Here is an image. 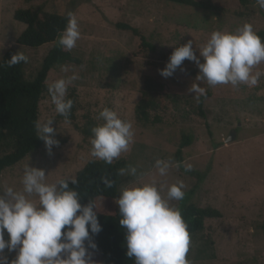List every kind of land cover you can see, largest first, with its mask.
Wrapping results in <instances>:
<instances>
[{"label":"rangeland","instance_id":"rangeland-1","mask_svg":"<svg viewBox=\"0 0 264 264\" xmlns=\"http://www.w3.org/2000/svg\"><path fill=\"white\" fill-rule=\"evenodd\" d=\"M218 13L198 10L157 0H0V58L10 49L28 57L24 68L26 80H32L53 44L29 49L17 44L24 26L13 20L16 10L41 9L43 13L65 15L72 11L80 30L76 46L64 51L78 64H67L49 72L47 84L72 75L69 86L77 96L76 119L58 118L49 91L39 104V121L53 120L58 146L48 153L45 144L0 176V192L6 187L20 191L26 166L43 169L46 182L75 178L89 161H101L90 155L91 138L84 137V116L102 124L100 112L109 108L121 119L133 124L134 140L129 150L113 162L124 160L120 175L121 189L131 185L155 183L167 196L172 184L184 185V198L170 201L179 208L182 201L196 208H210L222 217L204 222V230L190 236L187 258L190 264H264V75L256 86L217 85L196 80L197 65L185 60L171 77L165 69L175 47L193 41L197 57L199 47L213 31L235 33L243 24L257 33L264 29V9L255 2L241 6L236 0H210ZM125 25L137 32L123 31ZM154 48L139 53L140 40ZM201 62H203L201 60ZM66 67L67 71H63ZM183 69V70H181ZM264 73V62L253 73ZM199 84L209 95L200 106L195 97H181L164 102V109L152 112L159 124H141L135 118V106L146 89L164 85L188 90ZM66 95V96H67ZM79 128V129H78ZM233 135V139L228 138ZM182 136H191V144L182 149L181 163L176 151ZM157 160H170L167 175L160 176ZM187 165L191 170L186 171ZM129 166L137 175L128 173ZM115 208H119L114 201ZM8 260L16 252L7 249ZM95 264L101 257L93 254Z\"/></svg>","mask_w":264,"mask_h":264},{"label":"clouds","instance_id":"clouds-1","mask_svg":"<svg viewBox=\"0 0 264 264\" xmlns=\"http://www.w3.org/2000/svg\"><path fill=\"white\" fill-rule=\"evenodd\" d=\"M264 9V0H256ZM78 21L68 13V23L58 37V44L67 50L76 46L80 39ZM199 57L193 50V41L175 47L169 62L160 75L168 78L185 60L194 62L199 74L198 81H206L209 87L217 85L256 86L264 73L253 69L264 62V41L245 23L235 33L213 31L206 43L199 49ZM201 60L203 62H201ZM28 57L17 52L8 60L9 66L27 62ZM67 71L66 67H62ZM183 70V69H181ZM72 75L60 78L48 86L55 111L69 122L73 101L67 99L68 86L76 80ZM199 100L206 95V89L192 84L188 89ZM103 123L92 129L90 155L111 164L114 159L127 152L134 140L133 124L121 119L112 109L100 112ZM53 120L37 121V137L44 141L49 154L58 146L54 139ZM172 166L170 160H157L155 167L160 176L167 175ZM186 171L191 170L187 165ZM128 173L137 175V168L129 166ZM124 169L120 170L123 175ZM43 169L24 168L20 191L6 187L0 192V264H95L93 252L97 245L91 234H98L102 228L97 218L96 204L90 200L87 205L80 203L75 178H61L53 183L46 182ZM105 186L111 188L113 181L102 177ZM184 185L172 184L167 196L155 183L131 185L121 189L115 203L119 206V224L125 231L126 255L134 264H190L187 258L190 246L188 226L180 210L170 201L184 198ZM5 230L8 238L5 239ZM87 242V245H86ZM16 252L9 261L4 251Z\"/></svg>","mask_w":264,"mask_h":264},{"label":"trees","instance_id":"trees-1","mask_svg":"<svg viewBox=\"0 0 264 264\" xmlns=\"http://www.w3.org/2000/svg\"><path fill=\"white\" fill-rule=\"evenodd\" d=\"M178 6L190 7L198 10H206L215 15L218 13L214 3L210 0H157ZM241 6L255 4L256 0H236ZM72 13L69 10L68 13ZM68 13L58 15L54 13H43L41 9L16 10L13 20L24 26L23 31L17 38L19 46L38 49L41 46L53 44L52 49L46 54L40 69L32 80H26L24 68L26 63L20 62L9 66L8 60L17 51L10 49L0 58V176L6 169L12 168L24 160L34 151L39 150L44 141L37 137L35 123L39 121V104L44 92L48 90L47 77L50 71L56 67L67 64H78V61L58 44V37L64 31L68 23ZM123 31H130L135 36L137 32L125 25H117ZM264 41V29L257 32ZM139 53L145 50L154 51V48L141 38ZM172 97H194L184 88L164 85L160 89H146L142 92L140 100L135 106V118L141 124H159V119L151 120L152 112L164 109V102ZM73 101V107L68 117L69 122L76 119L77 96L71 90L66 96ZM209 95L199 98L200 106ZM60 120H65L58 115ZM85 127L80 129L84 137L92 138V129L98 126L89 115L84 116ZM79 129V128H78ZM192 142L191 136H182L176 159L181 163L182 149L188 147ZM126 169V162L119 160L107 164L104 161H89L76 173L77 185H71L79 192L82 205H87L94 200L97 210L98 222L102 230L98 234H91L92 241L97 245L93 254L101 257V264H134V259L127 257L125 229L119 224L121 216L119 208H115L114 201L117 198V184L120 170ZM102 177L113 181L111 188L105 186ZM186 222L189 235H195L204 230V222L207 220L220 219L222 215L210 208L199 209L188 204L187 200L181 202L178 208ZM264 232V224L261 226ZM8 234L5 230V239ZM87 245V242H86Z\"/></svg>","mask_w":264,"mask_h":264},{"label":"water","instance_id":"water-1","mask_svg":"<svg viewBox=\"0 0 264 264\" xmlns=\"http://www.w3.org/2000/svg\"><path fill=\"white\" fill-rule=\"evenodd\" d=\"M233 139V135H231L229 138H228V141L232 140Z\"/></svg>","mask_w":264,"mask_h":264}]
</instances>
